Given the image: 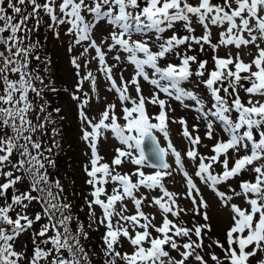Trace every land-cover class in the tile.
I'll return each mask as SVG.
<instances>
[{
	"label": "snow or ice",
	"instance_id": "1",
	"mask_svg": "<svg viewBox=\"0 0 264 264\" xmlns=\"http://www.w3.org/2000/svg\"><path fill=\"white\" fill-rule=\"evenodd\" d=\"M42 25L58 38L63 26L73 46L83 47L81 56L92 50L84 68L97 61V71L120 102L119 115L117 105L108 103L98 120L90 118L85 109L91 97L82 89L87 81L96 92L97 76L90 70L81 75L80 58L70 59L78 77L76 90L84 97L70 94L86 125L82 139L91 155L84 172L92 188L86 203L89 220L105 229L103 264H209L202 253L213 245L223 254L209 252L213 264H264V0H0V264H92L81 243L88 234L79 223L73 232L72 205L62 201L61 182H51L47 172L45 162L54 167L56 161L45 152L52 153L59 144L53 139L45 147L34 138L46 135L47 125L55 123L51 113L43 115L45 105L30 99V94L43 96L36 82L44 85V79L30 70L32 60L41 59L34 55L40 42H32V36ZM99 25L107 26V34L99 32ZM209 53L210 59L203 58ZM245 55L251 59L246 61ZM122 64L132 66L133 73L125 79L121 71L118 83L114 68ZM142 81L152 86L148 95ZM193 81L210 93L211 107L205 109L197 94L187 90L185 83ZM172 100L184 108L191 107L185 100L196 102L204 138L214 141L210 148L199 135V123L190 131L185 118L170 115L175 112ZM149 105L158 111L151 113ZM216 122L224 136L217 134ZM171 124L181 126L189 145L184 153L171 139ZM51 131L53 137L58 134L55 128ZM107 133L119 144L111 163L102 162L99 153ZM199 146L209 148L211 155L202 154ZM185 159L198 161L195 177L230 213L225 242L216 239L205 245L212 230L210 205ZM125 163L134 170L120 171ZM175 172L185 180L183 198L191 201L193 213L204 223L188 227L181 219L186 210L179 204L180 194L165 183ZM25 183L27 190H21ZM156 190L161 194L149 195ZM237 198L241 203L233 202ZM33 202L42 208L29 215ZM145 207L157 209L159 224ZM45 218L32 232L34 254L26 257L16 248L17 238ZM126 245L130 250H123Z\"/></svg>",
	"mask_w": 264,
	"mask_h": 264
},
{
	"label": "rangeland",
	"instance_id": "2",
	"mask_svg": "<svg viewBox=\"0 0 264 264\" xmlns=\"http://www.w3.org/2000/svg\"><path fill=\"white\" fill-rule=\"evenodd\" d=\"M98 30L101 34H107V26L106 25H99ZM182 31V30H181ZM200 29L197 28V34H199ZM214 36L216 34V30H213ZM41 38L46 37V40H44V45L41 46L40 50H35L37 53L34 55H39L40 60L39 61H32L30 65V70H35L34 74L45 73L46 78H43L46 80L44 84L49 85L51 82H48V79H52V81H58L61 86V93L59 95H62L60 100V110L63 113V120L62 122L57 121L55 118V111L54 109H50L46 106V97L42 96L40 97H33V102L35 105H40L39 102H44L46 106V112L43 115H47V113L52 114V120L55 121V123H50L47 125L46 132L49 131L50 133H47L46 135L41 136L40 133L36 134V137L42 141L43 145L45 147L51 146L52 144H49L50 139L53 142V139L57 142V137H60L59 134L62 133L63 139L66 142L65 147L68 148L70 157L65 159L68 160V166L64 167L60 164V169L58 170V173H56V176L58 175L59 178H62V184H65L64 187H66L64 193L67 194V200L69 202L74 203V206L76 210H79L80 208L83 210V207L85 210L89 213V209L87 206L86 201L91 200V191L92 188L90 185L86 183L87 175L84 172V166L89 163V157L91 155L90 149L87 145V143L82 139V129L86 127V125H82L79 115H78V102L73 100L71 97V93H76L77 95H81V98L83 99L82 92H87L89 94L90 103L89 106L85 109L87 114L90 118L99 119L100 113L104 110V107L108 103H114L117 105L116 112L117 115L120 114V102L118 100V96L114 91H109V82L106 81L103 77V74L98 72V64L97 61L92 60L90 64H88L87 68H84L83 62L84 60H91V57L94 55V52L92 50H89V52L85 53L83 56H81V53L83 52L82 46H73V38L71 36L64 34V28L61 26V36L58 38L56 37L50 30H48L46 27L42 25L40 30L37 33ZM35 40V38H34ZM84 47L87 46V42H84ZM47 48H51L53 50L54 59L53 62L48 61V54L45 50ZM72 49L69 51V49ZM226 49L220 50V55L225 54ZM111 55V54H110ZM123 55V54H122ZM211 53H209L208 56H203L205 59H210ZM79 57L82 67H81V75L85 74L86 71H92L97 76V84L98 88L96 92H92L90 90V84L86 81L82 92H77L76 85L78 82V77L76 76V70L74 69L73 65L70 63V59L72 57ZM244 59L250 60L251 56L245 55ZM49 62V63H48ZM2 63V62H0ZM109 63H114L110 57H109ZM211 66V61H210ZM43 68V71L40 69ZM47 69V70H46ZM123 72L124 78L128 79L129 76L133 73V68L130 65L122 64L116 68H114V74L118 80L119 83V74L120 72ZM39 83V82H38ZM143 88L145 95L149 94V90L152 86L147 84V82H143ZM185 86L187 90L193 91L197 94L198 98L203 100L205 109L211 107V105L214 103V101H209V96L207 95L206 88L202 85L197 86V84L193 82H186ZM201 90L203 93H201ZM132 95H135L133 92ZM243 96L244 94L241 93ZM97 96H99V99H97ZM207 96V97H206ZM161 98H166L163 94H161ZM206 98V99H205ZM171 107L175 109L174 113H170L171 116H173L176 119H179L181 117L185 118L188 121L189 130L192 131V126L194 124L199 123V135H201L203 139V143L206 145H209V148L214 141H209L204 138L205 133V126L204 122L198 121L196 119L197 112L196 107H198L195 103V101L191 100H185L186 104H189L191 107L184 108L179 102L172 100L170 101ZM149 111L151 113H156L158 109L152 105L148 106ZM31 117L33 118L35 122V113L31 114ZM121 123L123 121L121 120ZM52 125V126H51ZM54 125V126H53ZM55 128L58 135H55L53 137L52 129ZM90 130V129H89ZM181 126L178 124H171L170 125V133H171V139L174 143V145L177 147L178 150H180L182 153H184L187 148L189 147L188 142L186 139H184L181 135ZM197 134L195 131H193V135ZM217 134H222L221 136H224L223 132H217ZM108 139H101L99 143V153L100 155L106 160L107 162L111 163V160L115 154L114 149L116 147H119L118 141H116L111 133H107ZM51 142V143H52ZM68 143V144H67ZM161 143L164 144L165 141L161 138ZM209 148H205L202 146H199V151L202 154L205 155H211V152L209 151ZM56 147H53V160L55 158L56 153L58 152L56 150ZM48 153L45 152V155ZM169 162H173V158H168ZM185 166L187 168V171L190 175L193 176V179L196 181L198 187L201 189V194L204 196L205 200L209 203V215L210 220L208 221L209 224L212 226L211 232H208L205 237V245L211 244L213 240L219 239L221 242H225V231L230 226L231 219H230V213L228 209L221 206L219 199L216 197V195L213 193V191L206 186L204 183H202L199 178L195 177L194 173L197 170L196 163L185 159ZM47 163V162H45ZM175 167V165H173ZM133 165L125 163L120 167V171L122 172H130L134 170ZM145 171H151V169H145ZM216 171H220L219 166H216ZM59 178H56L59 179ZM73 180V181H72ZM51 182L55 181V178L50 180ZM166 186L168 187L169 191L176 192L180 194L179 204L182 208L186 210V214L182 215L181 219H183L184 223L188 227H192L193 223H204L201 217L196 216L192 211V203L189 199H185L184 194L186 192V185L185 180L182 176V173L175 172L173 177L166 178L165 180ZM233 186H235V183L233 182ZM109 191H111V185L107 186ZM28 184L25 183L21 186V190H27ZM220 190L227 191V189L223 186H219ZM78 189H80V192H78ZM145 189H141V192H145ZM34 195L36 193H33ZM159 190H156L149 195H159ZM234 203H241V201L237 198L233 201ZM128 207L131 210L133 209V205L131 202H128ZM41 204L37 202H33L32 205H30L29 209V215H32L35 212L41 211ZM148 213H152L155 215L156 220L155 222L159 224L161 222V216L156 208L154 207H145L144 209ZM97 216L101 215V209L99 207H96L95 209ZM84 212V211H83ZM172 218V217H170ZM175 219V218H172ZM46 218L38 223H36L33 226V229L29 232L23 234L21 237L17 238L16 241V248L19 251H22L25 253V256L28 257L31 254H34V245L37 243L35 240V237L32 236V232L39 229L43 223H46ZM89 224H92V229H94L95 232V240L96 244L99 246V249L102 251V235L104 234L105 229L102 226L93 224L91 221H89ZM91 229V230H92ZM99 237V239H98ZM193 239H196L193 236ZM43 247V245H41ZM50 247V245H48ZM225 247H227V244L225 243ZM124 251L130 250L127 245L123 249ZM209 252H215L218 256H222V252L218 247H213L211 249H208L207 247L204 249V252L202 253L205 255V258L209 260V264H213V262L210 259V256L208 255ZM175 255V253H173ZM253 264H255V261H253Z\"/></svg>",
	"mask_w": 264,
	"mask_h": 264
},
{
	"label": "trees",
	"instance_id": "3",
	"mask_svg": "<svg viewBox=\"0 0 264 264\" xmlns=\"http://www.w3.org/2000/svg\"><path fill=\"white\" fill-rule=\"evenodd\" d=\"M34 38H35V40H34ZM44 40H46V37L41 38L38 34H33V36H32V42L39 41L41 46L44 45V42H45ZM41 46L39 48H37V50H40ZM46 49L47 50H45V51L48 54V61L51 63V62H53V59H54L53 50L50 47L49 48L46 47ZM35 53H37V52L35 51L34 54ZM32 61H36V60L33 59ZM40 70L43 71V68H41ZM39 75L43 78H46L45 73L40 72ZM45 81L46 80H44V82ZM48 82H51V83L49 85H47V84L40 85L38 83V81L36 83H37V87L43 88V96H45L47 99L46 106L49 107L50 109H54V111H55V109H57V108L60 109V107H61L60 100H59L62 96V95H59V93H61V86L57 80L52 81V79H48ZM53 89H55V90H53ZM33 95L34 94H30V99L33 97ZM39 103L45 105L44 102H39ZM54 113H55V118L57 119V121L62 122L63 113L61 112V110L59 113H57L56 111ZM47 133H50L49 127H48ZM59 136L60 137H57L59 149L57 150L58 152L56 153L55 158H54V160L56 161V164L53 167V166L47 165V163H46V168H47V172L49 174L50 180L53 179L52 177H56V173H58V170L60 169V164L63 165L64 167L68 166V160H65V159L70 157L69 150H68V148L65 147L66 142L63 139L62 133H60ZM51 142H52V140L50 139L49 144L53 143V142L52 143ZM50 156H52V158H53L54 154L51 153ZM57 177L59 178L58 175H57ZM62 178L63 177L59 178L58 180L61 182ZM61 185L63 187V192L60 193V197H61L62 201L64 203H70L71 205L74 206V203L69 202V200H67V194L64 193V191L66 189V187H64L65 184H62V182H61ZM53 191L56 192L57 190L53 189ZM78 192H80V189H78ZM79 210H81V212L76 210L75 207L71 208L70 214L72 215L73 220L71 222L70 227L72 228L73 232L75 233L77 231V224L78 223L83 224L84 230L88 234V238L86 240L82 238L81 243L84 245L86 251L89 253V256L92 260V264H103V262H104L103 251H101L99 249V246L96 244V241H98V240H95V237H96L95 232L96 231L94 229H92L94 227V226L92 227V224H91V227H89V225H90L89 224V221H90L89 220V213L85 210L84 207H83V210L81 208ZM98 239H99V237H98ZM100 246H102V245H100Z\"/></svg>",
	"mask_w": 264,
	"mask_h": 264
}]
</instances>
